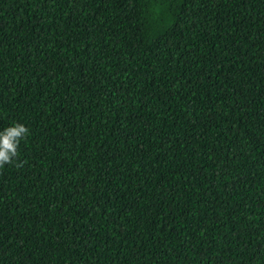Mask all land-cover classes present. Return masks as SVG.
<instances>
[{
	"label": "trees",
	"instance_id": "16d2710c",
	"mask_svg": "<svg viewBox=\"0 0 264 264\" xmlns=\"http://www.w3.org/2000/svg\"><path fill=\"white\" fill-rule=\"evenodd\" d=\"M0 264H264V0H0Z\"/></svg>",
	"mask_w": 264,
	"mask_h": 264
},
{
	"label": "clouds",
	"instance_id": "9594fccd",
	"mask_svg": "<svg viewBox=\"0 0 264 264\" xmlns=\"http://www.w3.org/2000/svg\"><path fill=\"white\" fill-rule=\"evenodd\" d=\"M30 130L22 123H15L0 131V169L6 165L22 167L25 161H19V146L21 141L26 140Z\"/></svg>",
	"mask_w": 264,
	"mask_h": 264
}]
</instances>
